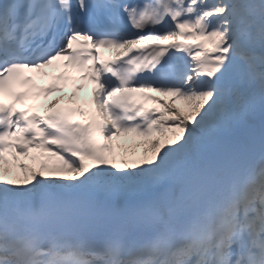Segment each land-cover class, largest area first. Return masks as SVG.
I'll return each instance as SVG.
<instances>
[{
  "label": "snow or ice",
  "instance_id": "6c2138e0",
  "mask_svg": "<svg viewBox=\"0 0 264 264\" xmlns=\"http://www.w3.org/2000/svg\"><path fill=\"white\" fill-rule=\"evenodd\" d=\"M57 60L91 65L94 122L16 108ZM0 264H264V0H0Z\"/></svg>",
  "mask_w": 264,
  "mask_h": 264
},
{
  "label": "rangeland",
  "instance_id": "374dc122",
  "mask_svg": "<svg viewBox=\"0 0 264 264\" xmlns=\"http://www.w3.org/2000/svg\"><path fill=\"white\" fill-rule=\"evenodd\" d=\"M159 98L161 101H165V100L169 101L171 106L180 108L181 111H185L187 109V102L184 100L176 99L174 105H172V101L174 97H172L171 95L160 94ZM147 139H150V138L139 137L132 133H127V134L122 133L121 136L117 139L116 144L121 146L122 149L127 150V153H128L127 158L130 159V157H132V155L135 152L143 149L144 143L146 144ZM20 159L24 163H27L30 166H34L30 159L25 158V157H21ZM16 170L17 171L13 173V178L19 173V170L18 169Z\"/></svg>",
  "mask_w": 264,
  "mask_h": 264
},
{
  "label": "bare ground",
  "instance_id": "6f19581e",
  "mask_svg": "<svg viewBox=\"0 0 264 264\" xmlns=\"http://www.w3.org/2000/svg\"><path fill=\"white\" fill-rule=\"evenodd\" d=\"M145 145H146V144L144 143V147H143V149H142V150H139V151H137V152H135V154H136V155H142L143 152H144Z\"/></svg>",
  "mask_w": 264,
  "mask_h": 264
}]
</instances>
